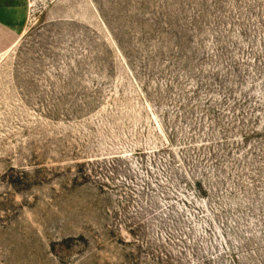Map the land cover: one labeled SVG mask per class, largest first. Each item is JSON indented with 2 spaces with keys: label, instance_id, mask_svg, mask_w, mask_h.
<instances>
[{
  "label": "rangeland",
  "instance_id": "obj_1",
  "mask_svg": "<svg viewBox=\"0 0 264 264\" xmlns=\"http://www.w3.org/2000/svg\"><path fill=\"white\" fill-rule=\"evenodd\" d=\"M26 1L0 264H264V0Z\"/></svg>",
  "mask_w": 264,
  "mask_h": 264
},
{
  "label": "crops",
  "instance_id": "obj_2",
  "mask_svg": "<svg viewBox=\"0 0 264 264\" xmlns=\"http://www.w3.org/2000/svg\"><path fill=\"white\" fill-rule=\"evenodd\" d=\"M26 9V0H0V40H4L2 44H10L23 34L27 19Z\"/></svg>",
  "mask_w": 264,
  "mask_h": 264
}]
</instances>
